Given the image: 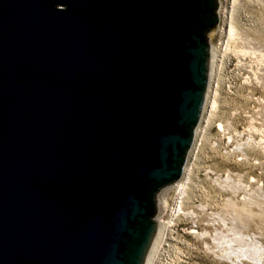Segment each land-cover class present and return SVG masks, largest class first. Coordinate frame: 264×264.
Masks as SVG:
<instances>
[{"label": "water", "instance_id": "obj_1", "mask_svg": "<svg viewBox=\"0 0 264 264\" xmlns=\"http://www.w3.org/2000/svg\"><path fill=\"white\" fill-rule=\"evenodd\" d=\"M219 0H0V264H145L203 115Z\"/></svg>", "mask_w": 264, "mask_h": 264}, {"label": "rangeland", "instance_id": "obj_2", "mask_svg": "<svg viewBox=\"0 0 264 264\" xmlns=\"http://www.w3.org/2000/svg\"><path fill=\"white\" fill-rule=\"evenodd\" d=\"M219 1L203 115L145 264H264V0Z\"/></svg>", "mask_w": 264, "mask_h": 264}, {"label": "bare ground", "instance_id": "obj_3", "mask_svg": "<svg viewBox=\"0 0 264 264\" xmlns=\"http://www.w3.org/2000/svg\"><path fill=\"white\" fill-rule=\"evenodd\" d=\"M219 9H220V8H219ZM210 68H211V59H210ZM214 106H215V103H214V105H213V108H214ZM187 184H188V181H185L184 183H179V184L176 186V187H177V190H178V192H179V195H180V199H182V196H183V195L185 194V192H186ZM162 206H163V203H162ZM181 210H182V201L180 200V201L178 202V205L176 206V209H175L174 214H175V215L179 214V213L181 212ZM157 233H158V231H157ZM156 236H157V234H156ZM156 236H155V238H154L153 244H154V242H155ZM153 244L151 245V247H150V249H149V252H148V255H147L146 260L149 258L150 252H151V250H152V248H153ZM256 257H257V256H256ZM150 258H151V257H150Z\"/></svg>", "mask_w": 264, "mask_h": 264}, {"label": "built area", "instance_id": "obj_4", "mask_svg": "<svg viewBox=\"0 0 264 264\" xmlns=\"http://www.w3.org/2000/svg\"><path fill=\"white\" fill-rule=\"evenodd\" d=\"M219 18H220V9H219ZM219 24H220V22H219Z\"/></svg>", "mask_w": 264, "mask_h": 264}]
</instances>
